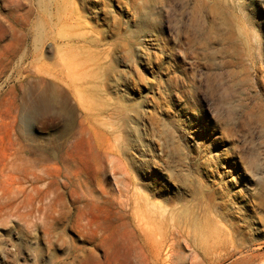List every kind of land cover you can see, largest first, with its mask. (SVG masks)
<instances>
[{"label":"rangeland","instance_id":"obj_1","mask_svg":"<svg viewBox=\"0 0 264 264\" xmlns=\"http://www.w3.org/2000/svg\"><path fill=\"white\" fill-rule=\"evenodd\" d=\"M123 1L129 9L122 14L116 1L111 7L123 20L119 34L108 36L116 42L107 58L113 65L90 66L98 79L70 84L53 78L47 36L43 46L33 45L35 35L8 29L7 9L0 8V264L69 262L74 245L83 252L74 264H139L124 233L129 218L112 201L87 204L84 194L90 189L99 195L105 177L116 195L109 160L121 150L128 158L139 156L134 147L141 143L162 147L146 156L145 178L162 175L165 163L174 173V180H159L176 197L153 199L168 208L165 226L173 237L159 264H209L200 242L193 244V229L179 225L195 213L214 222L217 211L224 212L209 200V182L233 202L242 197L244 203L233 205L235 216H245L231 220L239 225L236 237L264 257V0ZM27 44L32 49L21 63ZM114 69L123 71L118 83ZM152 98L159 105L152 106ZM143 107L152 112L148 134L136 114ZM208 169L214 174L209 182ZM85 217L106 229L101 245ZM236 256L217 264H237Z\"/></svg>","mask_w":264,"mask_h":264},{"label":"bare ground","instance_id":"obj_2","mask_svg":"<svg viewBox=\"0 0 264 264\" xmlns=\"http://www.w3.org/2000/svg\"><path fill=\"white\" fill-rule=\"evenodd\" d=\"M2 1L3 3L0 5V8L7 9V12L3 17L8 23V27L6 26L8 29L13 32L26 31L27 34L32 32L33 35H35L33 43L35 46H43L45 44V39H43V37L47 36V39L50 40L51 44L50 51L52 50L53 54L49 65L52 70L53 78L58 82H64L67 84H70L69 82L71 81L75 83L76 79L96 80L99 76L95 72H88L86 68L93 66L92 70L96 71L98 67L99 69H105L107 63L108 65L112 64L107 58L110 56L111 48L116 46V42H110L108 36H117L119 34L118 28L123 24V20L118 14H122L123 7L124 9H129V5L123 0ZM113 1H116L117 5L120 7L119 10L121 12L118 14H114L113 10H111ZM25 7L28 8L24 9ZM100 25L106 26L107 29L100 28ZM109 32H111V34H109ZM135 42L136 39L131 40L130 57L133 56L132 48ZM31 49L32 44H27L25 50L26 56H23L19 60L21 63L26 62V59H28L27 53L28 51H31ZM99 52L103 55V61H99L101 57L98 56ZM37 60L38 59H32L31 62L33 63ZM113 74L118 83V77H121L123 71H115L114 69ZM126 76L127 73H125V77ZM140 79H142L141 76ZM105 89L104 85L102 90L104 91ZM151 100L153 101L150 102L152 106L159 105V102L157 103L155 99L152 98ZM100 106V113H103V108L107 109L108 107L107 101L105 104L102 102ZM143 108L141 111L138 109L136 114L140 118L142 117L146 134H148L147 132L149 130L147 129L145 121H147V118H151L152 112L148 108ZM134 128H139V125ZM137 139L141 141L139 137ZM135 145L134 148L140 154L139 156L135 154L128 158L125 156L127 155V150H121L120 154H113L112 159L109 160L111 165H109L108 169L113 172L114 178L117 182L118 189L116 195L113 194L111 189L106 188L105 177L101 179L99 195L94 196L90 189L83 194L86 203L89 205L92 204L94 206L97 205L98 207H104L107 205L108 201H112L118 205L122 214L129 218L128 225L130 229H127L124 233L126 236L130 237L129 240H131V244H133L132 248L134 256L139 259V264H149L151 259H154L155 263L159 264L165 248L168 246L171 249L173 248V244L169 243L170 240L172 242L173 237L165 226V219H167L165 212L168 208L165 207L161 201H153V199L166 194V184L161 183L159 177L165 175L170 179H173L174 173L169 164L165 163L162 166L164 161L160 158L162 161H160L158 165L162 166V175L154 173L151 174L150 177L145 178L143 172L146 171V167L149 166V160H147L146 156L151 155L155 157V150L159 149L161 151L162 147L160 146L161 144H154V146L148 144L146 146L141 143L140 146H137V144ZM104 151L107 150L104 149ZM216 157L214 164L215 167H217L216 162L220 160L218 152L216 153ZM219 162L222 164L221 161ZM233 163H235V161L228 166L230 167L229 172L233 174L231 180L234 181L236 179L234 175L236 166ZM13 164H16V162L14 161ZM209 166L208 163L205 164V168H208ZM12 167L16 168L15 165H12ZM101 169V172L104 175L108 172V169L105 166H102ZM28 173L32 174L33 172L29 169ZM206 174L209 176L208 182L211 181V178L214 175L213 171L208 169ZM209 183L210 185H207L209 200L213 201V206L216 204L218 207H222L224 212L217 211V214L215 215H217L219 219L214 222L208 217L204 220H200V213H195V215H191L190 218H185L183 221L180 219L179 221L181 222L179 225L184 227L188 233L192 232L191 230L193 229V244L200 242L199 245L203 246L201 249H203L204 255L207 257L209 256V264H217L222 258H232L237 254L238 256L235 258L237 264H264V257L260 258V255L255 254V250L259 247L248 252L249 245L245 243V240L242 237L237 238L238 236L236 237L237 234H235L239 225L231 220L239 218L244 221L243 218L245 216H235L233 213V205L238 202L239 204L244 203V201H241L242 197L239 196L238 198L240 199L237 202L235 201V203L232 201L233 197L228 192L226 193L220 189H216L214 182ZM242 187L241 184L240 188ZM239 192L241 193L242 190ZM169 194L168 189L166 194L167 198L173 199L176 197V194ZM168 199L166 200L168 201ZM230 200L232 202H230ZM227 216L232 217L230 219L226 218ZM169 219L174 221L173 214L170 215ZM85 220L93 232L92 238L96 245H101L106 239V229L96 220H91L87 217H85ZM204 227L208 228V232H205ZM76 250L75 245L72 246V248L69 247V262L57 259V263L74 264L80 261L79 256L83 252L80 251L81 253L77 254ZM169 251L170 249L167 250V253H169ZM221 251H224V253L221 254ZM245 251L247 253H245ZM214 254H216L218 258H214ZM168 255L170 256V254Z\"/></svg>","mask_w":264,"mask_h":264}]
</instances>
